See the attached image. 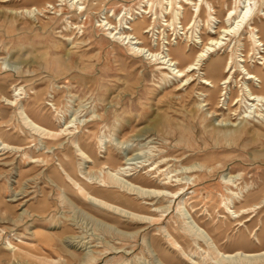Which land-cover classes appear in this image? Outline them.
<instances>
[{
    "label": "rangeland",
    "instance_id": "rangeland-1",
    "mask_svg": "<svg viewBox=\"0 0 264 264\" xmlns=\"http://www.w3.org/2000/svg\"><path fill=\"white\" fill-rule=\"evenodd\" d=\"M1 1L0 58L6 63V68L0 61V134L12 146L29 147L25 152H9L0 157V193L2 191L6 202L0 205V232L3 229L2 237L11 238L13 243L20 242L18 238L27 243L18 244L23 253L20 263L51 264L45 260L49 257L61 260V264H84L83 257L92 255L94 251L96 260L90 258L85 264H189L166 242L163 231L166 228L187 253L197 251L193 241L176 224L174 214L179 200L173 204L170 213L161 217L152 212V207L138 202L137 196L101 185L100 180L107 178L102 173L103 166L116 169L125 160H128L131 170L135 169L131 173L134 176L126 179L136 185L147 186L145 188H151L143 177L151 170L147 167L154 161L166 159L162 167L178 170L175 175L183 178L198 176L195 171H182L183 167L207 164L215 168L196 187L190 186L187 192L197 191L192 200L197 210L193 213L195 220L211 234L223 252L264 251V204L256 212L243 217L242 227L236 226L238 222L234 220L220 218L228 216L224 214L221 198V194H225L220 183L223 176L241 174L237 181L240 188L248 184L251 190L254 189L255 193L247 205L257 204L264 198V123L244 122L233 117L221 124L217 116L207 117L206 112L199 111L196 106L200 87L197 83L182 90L175 89L177 82L175 86H163L162 76L153 64L128 55L123 46L106 38L98 27L96 31H101L92 33V27L102 21L98 11L114 9L119 14L126 6L138 8L142 0L118 3L106 0L102 5L94 2L97 8L91 11L86 21V17L83 21L80 19L83 23L65 7L62 17L48 9L37 19L9 11L32 7L41 9L48 1L58 5V0H15L7 4ZM217 1L214 3L222 17L225 11ZM222 1L230 4L229 0ZM191 14L184 21L185 25ZM262 18L260 14L257 17L259 26ZM68 22L82 23L84 33L79 34L75 29L71 33L67 30ZM244 42V55H247L248 43ZM193 47H189L187 55L190 56H184L181 47L172 49V54L184 66L195 55ZM254 65L257 66L255 70L259 69L256 63ZM213 77L221 79L220 75ZM14 87H23L20 99L27 113L55 131L62 129L61 119H72V107L75 110L80 108L78 119L88 120L80 126V144L94 163L87 164L85 170L79 165L80 157L73 151L63 152L55 146L57 140L46 139L42 143L38 137L32 139L28 132L23 135L20 130L24 126L18 120L15 108L3 100L4 94L13 96ZM234 87L233 84L236 96L238 89ZM37 93L41 94L40 99L36 98ZM219 95L220 90L212 92L211 102H217ZM79 120L72 125H79ZM225 134L233 137L225 139L222 137ZM59 139L67 147L69 137ZM102 139L107 151L102 149ZM217 141H221L220 144ZM43 144L52 148L51 154H46L49 158L43 156L41 150L44 146H40ZM24 153H27V159L23 157ZM31 158L40 161L33 164ZM60 159L64 160L74 179L95 195L158 220L137 222L97 209L83 200L74 186L66 181L57 180L61 187L58 189L50 178H55V168L59 167ZM147 177L151 181H159L153 176ZM11 187L22 195L16 203L7 202L14 194ZM153 204L162 205L158 202ZM25 210L28 213H24ZM35 232L51 236L53 248L39 244ZM255 233L260 244L254 238ZM76 236V240L69 239ZM4 242L0 239V264H19L10 259Z\"/></svg>",
    "mask_w": 264,
    "mask_h": 264
},
{
    "label": "bare ground",
    "instance_id": "bare-ground-1",
    "mask_svg": "<svg viewBox=\"0 0 264 264\" xmlns=\"http://www.w3.org/2000/svg\"><path fill=\"white\" fill-rule=\"evenodd\" d=\"M14 1L2 0L1 2L7 4ZM112 1L118 3L123 0ZM229 1L230 4L228 1H217L225 11L221 17L219 16L218 7L214 3V0H142L139 2L138 8H133L132 5L126 6L123 10H120L122 12L119 14H116L114 9L98 11L102 15V21H98V26L92 27V33L96 34L95 32L102 30L106 38L123 46L128 55L143 58L153 64L162 76L161 81L163 86H168V84L175 86L177 82L178 84L175 89L182 90L197 83L200 87L198 89L199 91H197L199 102L196 103V106L199 111H205L207 117L217 116V120L221 124L229 122L233 117H237L244 122L262 124L264 123V37L262 36L264 35L262 34L264 32V0ZM94 2L102 5L106 0H58V5H54L48 1L45 7L41 9L32 7L20 10L9 9V11L14 15L37 19L39 16H43L48 9L54 11L53 14L62 17L63 7H65L71 10V13H73L72 16H76L78 21L80 19L83 21L85 17L86 21L91 11L97 8V6L94 7ZM191 12V19L185 25L184 21ZM259 14L263 17L259 19V22L262 24L260 26L256 23ZM203 15H205V19H202ZM68 24L69 27H67V30H71V33L73 29L77 30L79 34L84 33L83 24H72L69 22ZM97 27L101 30L98 29L96 31ZM169 33H171V36ZM244 41L248 43L249 49L247 55H244L246 48ZM192 45L196 49L195 55L192 61L182 66L180 59L172 54V49L176 50L181 47L184 51L183 55L187 57L190 56L187 54L189 53V47ZM257 60L259 61L257 62ZM0 61L5 67L6 63H3V59L0 58ZM255 63L259 67L257 70H255L257 67L254 65ZM214 75H220L221 79L217 80L216 78L218 77L214 78ZM233 84L235 85L234 88L238 89L236 96L233 93ZM22 88L14 87L12 97L5 94L3 97L7 105L15 108L16 116L22 123V126H24L20 130L21 133L25 135L28 132L32 139L38 137L42 143L46 139L57 140L58 142L55 146L58 149H63V152L71 150L76 156L80 157L81 162L79 165L80 167L83 166V169L86 168L85 166L87 164L91 165V163H94L92 158L84 152L80 144V134L82 132L80 126H84L88 122V120L80 121L78 119L80 108L75 110L72 107V119L69 121L65 118L61 119L60 122H63V127L60 131H55L43 125L41 122L34 120L27 113V108L20 99L24 91ZM217 90L218 92L220 90V95L218 101H214L216 102L214 104V102H211V93ZM40 96L41 94H36L37 99H40ZM206 107L210 108L204 110ZM78 120L79 125H72ZM63 136L69 137L67 147L65 142L59 139ZM222 137L227 139L228 137H233V135L225 134ZM220 142L217 141L218 144ZM100 144H102V147L104 146L102 149H105V151L108 150L103 139L100 140ZM40 146H44V144ZM27 147L29 146H25V148L12 146L0 134V157L9 152H25ZM43 148L41 150L43 151V156L49 158L46 154H51L49 152L52 148L46 146ZM23 157L27 159V153H24ZM31 159V163L33 164L40 161L34 158ZM165 160L154 161L152 166L147 167L151 170L146 173L143 179L145 184L151 186V188L136 185L126 179L134 176L131 174L134 168L132 170L129 168L128 160H125L126 162L116 169L104 165L102 173L107 178L100 180V183L104 187L111 186L128 194H132L135 197L137 196L138 202L142 201L141 203L143 205L152 207V212L160 214L161 217L170 213L173 204L179 200L174 214L176 224L179 226V230L193 241L197 251L192 254L187 253L178 240L166 228L163 231L165 232L166 242L175 252L180 253L188 260L189 264H264V251L247 253L240 250L232 254L223 252L211 234L195 220L193 213L197 210L193 206L192 200L195 199L197 191H193L191 194H187V192L190 190V186L196 187L205 175L212 173L215 168L207 166V164L206 166L204 164H195L193 166L183 167L181 168L182 171H193V173L195 171L198 174V176H187L183 178L180 175H175V173L179 172L178 170H172L169 166L166 169L162 167ZM43 162H46V160H43ZM55 169L57 171L55 178H50L54 186L61 189L57 180L66 181L68 185L74 186L77 194L83 200L97 209L109 211L120 217L137 222H154L158 220V218L145 216L130 209L128 210L112 204L104 198L95 195L86 185H82V183L74 179L66 169L64 160L60 159L59 167ZM147 176H153L159 181H151ZM239 177H241V174L237 176H223L220 182L222 188H225V194H221L224 214L228 215L220 218L229 219L231 222L234 220V222H238L237 225L235 224L236 226L242 227L244 226L243 217L246 214L256 212L262 208L264 198L257 204L247 205L255 191L254 189L251 190L248 184L240 188V185L237 184ZM10 186L12 185L10 184ZM234 189L237 191H234ZM12 190L14 194L7 202L16 203L22 195L15 192L14 188ZM0 200L1 206L6 203L2 191L0 193ZM154 202L162 205H154ZM207 210L205 212L209 216H212ZM24 213L28 212L25 210ZM63 229L65 228L63 227ZM3 232L4 230L2 229L0 239L5 240L4 246L10 252V259L17 261L19 264H23L19 262L23 253L21 245L18 244L27 243H24L21 238H18L20 242L14 241L13 243L11 238L2 237ZM120 233L122 234V232ZM34 234L39 244L53 248L51 236L43 234L42 232H35ZM254 238L260 244L256 233L254 234ZM69 239L76 240L77 236L76 238ZM78 244H81V242ZM94 254L93 251L92 255L83 257L84 264L88 263L90 258H92V261H95L96 256L94 257ZM33 255L35 256V254ZM45 260L51 264H61L62 262L59 259L56 260L49 257H45ZM166 261L170 260L167 259Z\"/></svg>",
    "mask_w": 264,
    "mask_h": 264
}]
</instances>
